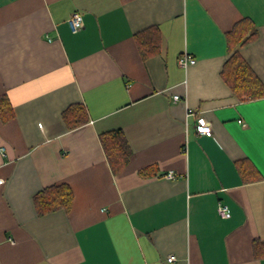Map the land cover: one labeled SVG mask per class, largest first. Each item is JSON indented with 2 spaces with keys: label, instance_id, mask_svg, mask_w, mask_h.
Segmentation results:
<instances>
[{
  "label": "crops",
  "instance_id": "obj_1",
  "mask_svg": "<svg viewBox=\"0 0 264 264\" xmlns=\"http://www.w3.org/2000/svg\"><path fill=\"white\" fill-rule=\"evenodd\" d=\"M242 18L258 35L240 52L264 83V0H0V97L13 111L0 115V264H264L252 246L264 241V97L242 100L221 76ZM151 26L160 48L143 57L135 34ZM71 104L87 111L74 128ZM118 128L132 154L114 172L99 134ZM60 183L71 210L39 215L35 194Z\"/></svg>",
  "mask_w": 264,
  "mask_h": 264
},
{
  "label": "trees",
  "instance_id": "obj_2",
  "mask_svg": "<svg viewBox=\"0 0 264 264\" xmlns=\"http://www.w3.org/2000/svg\"><path fill=\"white\" fill-rule=\"evenodd\" d=\"M258 32L254 23L248 18H242L226 33L229 56L223 64L221 76L228 84L233 94L240 99H258L264 97V83L252 69L248 61L240 52V47L254 40ZM135 40L143 57L154 54L160 48L159 30L151 26L135 34ZM0 115L4 120L13 115L9 102L0 97ZM63 117L70 128H74L87 121V111L82 104H71L64 112ZM106 157L114 172L122 170L130 161L131 146L121 128L112 129L99 134ZM245 162H238L239 170L246 179L259 178V173L248 172ZM153 166L140 169L142 176L150 174ZM248 174V176H247ZM74 201V193L67 183L54 184L45 187L35 194L34 203L39 215L64 209L69 212ZM254 256L264 257V241L254 239L252 242Z\"/></svg>",
  "mask_w": 264,
  "mask_h": 264
},
{
  "label": "built area",
  "instance_id": "obj_3",
  "mask_svg": "<svg viewBox=\"0 0 264 264\" xmlns=\"http://www.w3.org/2000/svg\"><path fill=\"white\" fill-rule=\"evenodd\" d=\"M67 21H68V24H69L72 32H78L84 26L83 15L79 11L72 12V14L70 15V17L68 18ZM195 62H196V58L188 52L182 53L178 59V64L183 68H187L190 64H194ZM174 99L175 100L180 99V96L178 94H176V95H174ZM188 114L196 116V112L194 110H191V109L188 110ZM243 124H245V123H243ZM39 126L42 127V123H39ZM195 127H196V130L198 133H202V134H206V135L212 134V129H211L209 122L205 119V117H203L201 115L197 116V119L195 121ZM3 149L4 148H1V150H3ZM166 176L174 177L175 173L173 171H170L167 173ZM4 182H5V178L0 176V185H2ZM217 210L222 217H228L230 215V211H229L227 204H224L222 202L218 203ZM10 240L14 241L13 239H10ZM167 260L171 261V262L175 261L176 256L175 255H169L167 257Z\"/></svg>",
  "mask_w": 264,
  "mask_h": 264
}]
</instances>
